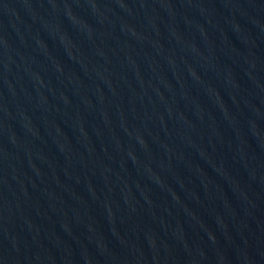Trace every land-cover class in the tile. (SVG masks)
I'll use <instances>...</instances> for the list:
<instances>
[{"label":"water","instance_id":"95a60500","mask_svg":"<svg viewBox=\"0 0 264 264\" xmlns=\"http://www.w3.org/2000/svg\"><path fill=\"white\" fill-rule=\"evenodd\" d=\"M0 264H264V0H0Z\"/></svg>","mask_w":264,"mask_h":264}]
</instances>
